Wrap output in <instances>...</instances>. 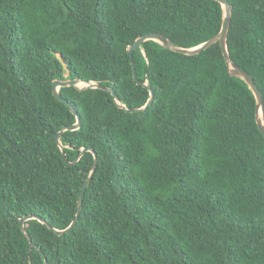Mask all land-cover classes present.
<instances>
[{
  "label": "trees",
  "instance_id": "16d2710c",
  "mask_svg": "<svg viewBox=\"0 0 264 264\" xmlns=\"http://www.w3.org/2000/svg\"><path fill=\"white\" fill-rule=\"evenodd\" d=\"M231 60L264 99V0H228ZM214 0H0V264H264V136L257 99L220 44ZM25 226L35 244L20 226ZM45 221L43 224L40 220Z\"/></svg>",
  "mask_w": 264,
  "mask_h": 264
},
{
  "label": "water",
  "instance_id": "95a60500",
  "mask_svg": "<svg viewBox=\"0 0 264 264\" xmlns=\"http://www.w3.org/2000/svg\"><path fill=\"white\" fill-rule=\"evenodd\" d=\"M219 2L224 9V18H223V23H222V28L220 33L215 36L214 38H212L211 40L207 41L206 43L195 47V48H191V49H186V48H180L177 47L169 38H167L166 36L160 34V33H151L145 36H141L129 49H128V54L131 57V62H132V67H133V75H134V80L138 82L139 85H143L144 87H148L151 93V99L149 100V102L147 103L146 106L142 107V108H137V109H129L127 108L122 101L119 100L117 94L114 91L113 87H106V86H102L100 84H97L95 82H86V81H81L80 79H75V80H66V81H61V80H56L53 82V94L54 96L62 103L67 104L69 106V108L71 109L72 113L77 115V123L71 127H65L62 129L61 132H59L58 134H56L55 136V140L58 143V145L60 146L61 150L63 151L64 157L66 159V161L69 163V165L74 166L76 165L80 159L82 158V156L86 153H92L94 155L95 161H94V165L92 168V172L91 175L89 177V179L87 180L85 186L83 187V190L80 194L79 197V201H78V212H77V216L76 219L74 220V222L71 224V226L69 228H67L66 230H57L53 227H51L49 225V228L54 230L57 235L62 236L70 231H72L74 229V227L77 225L79 219H80V215L82 212V205H83V200L85 197V194L88 190V188L91 185L93 176L96 172L97 169V165L99 163V158H98V154L95 151V149L93 148H85L83 149L82 153L80 154V156L78 157V159L74 162H69L67 159V155L64 152V146L62 145L60 138L61 136L67 132V131H77L80 129L81 127V118L78 115L77 111L75 110V108L69 103L67 102L61 95H60V89L61 88H66V87H76L80 90H87V89H100L106 92H109L113 95V97L115 98V100L118 103V106L122 109H125L127 113H140L145 111L150 105H152V103L154 102V90L151 86V84H146V83H142L140 81H138V77H137V69H136V64L134 61V53L138 48H141L142 45L148 41H155L157 43H159L160 45H162L165 49L167 50H171L177 53H181L184 55H188V56H195V55H199L202 52L208 50L209 48H211L212 46L216 45V44H220L222 51H223V55L226 61V65L228 67L229 70V74L232 77L235 78H240L243 81L246 82V84L249 86V88L252 90V92L254 93L256 99H257V124H258V128L261 131V133L264 136V99H263V95L261 93V91L259 90L257 84L255 83L254 79L244 70L242 69L239 65H237L236 63H234L231 58H230V54H229V49H228V34L231 28V24H232V10H233V6L230 4V2L228 0H214ZM81 84H85L86 86L81 87ZM37 219L34 216H26L25 218H22L20 220V226L23 230V232L26 234V236L29 238L32 247L35 246V244L32 241V238L25 226V223L30 221V220H34ZM40 220V219H39ZM41 223L43 224H47L45 221L40 220Z\"/></svg>",
  "mask_w": 264,
  "mask_h": 264
},
{
  "label": "rangeland",
  "instance_id": "374dc122",
  "mask_svg": "<svg viewBox=\"0 0 264 264\" xmlns=\"http://www.w3.org/2000/svg\"><path fill=\"white\" fill-rule=\"evenodd\" d=\"M84 86H86L85 84H81V87H84Z\"/></svg>",
  "mask_w": 264,
  "mask_h": 264
},
{
  "label": "bare ground",
  "instance_id": "6f19581e",
  "mask_svg": "<svg viewBox=\"0 0 264 264\" xmlns=\"http://www.w3.org/2000/svg\"><path fill=\"white\" fill-rule=\"evenodd\" d=\"M81 86V85H80Z\"/></svg>",
  "mask_w": 264,
  "mask_h": 264
}]
</instances>
